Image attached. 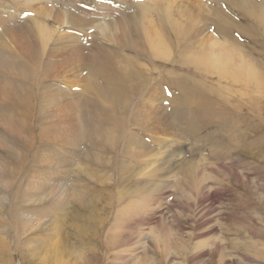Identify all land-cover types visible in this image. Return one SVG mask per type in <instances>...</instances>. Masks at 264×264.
Here are the masks:
<instances>
[{
    "label": "bare ground",
    "instance_id": "obj_1",
    "mask_svg": "<svg viewBox=\"0 0 264 264\" xmlns=\"http://www.w3.org/2000/svg\"><path fill=\"white\" fill-rule=\"evenodd\" d=\"M205 1L208 4L207 11L201 5L194 10L192 6L191 10H176L177 8L171 6L172 1L168 5L165 0L138 2L139 9L126 2L123 9L115 11L117 16L114 19L105 21L89 44L83 40L75 42L69 35L57 41L55 34L63 25L83 35L82 30L89 22L83 17L84 7L81 0H68L71 4L70 11H65L64 0H45L44 5L48 7L35 6L32 11L36 18L24 20L15 17L19 14L18 7L27 9L36 0H11L8 6H0V264H13L11 250L18 253L23 264H91L81 260L85 254L79 255L75 250L76 245H89L87 228L93 230L96 226L95 233L100 229L99 225L87 222L88 219L82 215L83 211L87 213L85 209L89 200L86 199H92L95 205L102 202L109 208H115V222L110 229L112 232L107 233L104 241H98L106 245H102L103 247L113 250L118 242H122V234L116 233L120 229L125 230L126 225L136 217L140 218L137 220L139 222L144 218L140 212L142 203L132 201L130 197L142 195V202L147 200L149 203L151 197L159 195L170 185L164 179V173H170L176 163L175 152L181 141L177 138L187 142L189 155L196 157L195 151L202 154L199 144L210 141L208 138L214 128L225 129L229 126L235 130V126L224 123L222 118L228 113L231 117H242L241 113L246 105L238 98L233 100L211 94L213 83L222 77L234 78L238 82L241 78L248 80L254 78L255 70L264 71V63L260 64L259 61L258 64L254 61V68L243 56L246 54L243 50L245 45L251 44L257 48L250 49L264 61V0ZM202 9L206 14L215 15V19H210L212 24L205 29L217 32L221 39L216 41L209 38L204 41L202 37L199 44H204V55L198 54L200 56L195 57V49L186 43L196 35L199 38L201 28L192 36H188L186 32L188 28L191 32L194 28V22L191 23L190 19H207ZM155 17L159 18L157 21L161 30L150 21V18ZM183 17L188 19L186 23L179 22ZM166 25L171 27L172 34L167 31ZM173 35L178 51L176 48H168L172 45L170 39ZM258 38H261L260 42ZM207 49L210 51L206 52ZM148 51L150 56L168 55L169 59L173 56L170 62L180 63L177 66L179 74L173 71L163 77L157 76L154 81L151 76L152 69H147L144 65L151 61ZM70 70L73 71L75 80H63L62 76ZM260 74L255 75V78ZM213 76L217 77L216 81ZM49 80L55 84L50 88L47 84ZM152 81L155 82L153 87ZM59 83L66 89L57 88L56 84ZM253 83L252 81L251 84ZM71 84L80 86L86 96L82 101L79 96L63 98L65 93L70 92ZM157 88H163L164 91L159 92ZM234 90L231 91L234 93ZM158 92L164 94V107L147 105L145 100ZM253 100L258 105L261 97L255 96ZM46 111L50 113L45 114ZM35 122L36 127L38 126L36 141L33 134L36 130ZM130 125L134 127L130 128ZM242 136L239 129L237 140ZM227 141L228 144L229 140ZM227 144L223 147L215 141L209 156L221 157L224 153L230 154L229 150L232 149L225 148ZM67 145L75 148L82 146L84 152L72 154L70 162L64 161L68 164L59 161L62 163L59 166L63 167L64 164L70 170L71 166L78 167L79 172L74 179L69 169L62 172L63 177H67L69 183H77L75 179H81L83 174L86 177L91 175L90 180L94 181L95 187L94 190L91 187L92 189L83 192H69L66 188V203L74 206V210L71 206L65 207L66 210L70 208L66 215L62 213L63 204L56 205L57 198L52 200L51 207H54L55 213L48 219L51 230L47 232L48 241L46 243L41 239L46 244L38 243L35 236L39 224L33 226L32 222L40 223L46 214L40 212L36 217L33 214L34 218L27 217L28 212L23 215L24 207L43 202L33 201L35 195L31 191L52 197L55 190L59 189L60 192L65 187L50 186L49 183L46 186L38 185L39 181L33 180L35 175H31L24 185L19 186L17 177L24 173L30 157L38 167L56 169L57 165L51 163L54 160L50 158ZM161 160V168H157ZM154 161L157 165L153 168L151 165ZM198 168L196 163L187 162L182 169L181 180L174 184L179 198L186 199L191 196L186 195L188 190L198 196L203 192L202 188L205 189V180L199 178ZM111 173H116L113 184H109V177L107 179L102 175L111 176ZM38 175L47 181L45 174ZM131 184L137 188L118 193V188H129ZM127 199H131L130 203H124ZM79 211L81 215L78 214ZM92 212L96 213L95 210ZM2 215L6 218L2 219ZM63 216L68 222H63ZM37 217L43 219L38 220ZM4 223L7 229L4 228ZM68 225L71 231L69 234L60 231ZM19 234H28L23 238L26 249L21 246L20 239L12 247L6 241L7 236L16 240ZM56 236L58 240L55 239ZM50 239H54V243ZM160 240L167 248L169 240L165 236ZM71 241L73 242L70 243ZM177 254L182 257L186 250L177 251ZM167 256L164 249L157 254L159 261L156 264H165Z\"/></svg>",
    "mask_w": 264,
    "mask_h": 264
},
{
    "label": "rangeland",
    "instance_id": "obj_2",
    "mask_svg": "<svg viewBox=\"0 0 264 264\" xmlns=\"http://www.w3.org/2000/svg\"><path fill=\"white\" fill-rule=\"evenodd\" d=\"M9 1L0 0V6H8ZM151 1L152 0H81V4L84 7L83 17L89 22L88 26L84 27L82 30L83 35L79 34L78 31L70 28L69 26L65 28V26L62 25L59 27V29L56 30L55 33L57 41L69 35L73 37L75 42H77L78 40H83L85 41V43L89 44L92 40H94V34L99 33L105 21L114 19L117 16V13L115 11L123 9L126 2L133 8L139 9V6L137 5L138 2L143 3ZM165 1L168 5L170 1H172L173 4H171V6L172 8H177L176 10H191L190 6H192V10H194L195 8H199L200 5L205 11H207L208 9V4L205 0H193V2L192 0ZM175 1H177L178 3ZM202 1H204L205 3ZM44 3L45 0H36V2L29 5L27 9L18 7L19 14H16L15 17H21V20H24L26 18H36V15H34L32 10L35 8V6L37 8L48 7L44 5ZM64 4L65 11H70L71 4L68 2V0H64ZM204 10L203 14L207 19L205 21L190 19L191 23L194 22V28H192V32L189 28L186 32L188 33V36H192L196 33V30H200L201 28V35L198 36L199 38H197L196 35L195 38L187 40L186 43L190 48L195 49V57L204 55V44H199L201 42V39L204 38V41L209 38H212L216 41L221 39L217 32L205 29L206 26L212 24V22H210V19H215V15H210L209 13L206 14L204 13ZM175 17H177L176 14ZM183 18H181L179 22L182 21L186 23L188 19H186V17ZM157 19L159 20V18L157 17H155L154 19L150 18V21L161 30L160 24H158ZM147 23H149V21ZM142 25L143 24H141V26ZM166 27L167 31L172 34L171 27L169 25H166ZM95 28H97V30H95ZM141 38L144 39L143 36H141ZM260 41L261 38H258V42ZM170 42L172 43V45L168 48L174 50L176 48V40L174 35L173 37H171ZM253 47L255 46L246 44L243 49L246 54H243V56L247 61H249L250 65L255 68V65L253 63L254 61H257L258 64L260 62V64H263L264 61L250 49ZM176 50L178 51L177 48ZM209 51L210 50L208 49L206 50V52ZM251 54L252 56H254L253 58H251ZM148 58L151 61L145 62L146 64H144L143 62L141 63H143L147 67V69H152L153 74L151 76L154 78V81L157 76L163 77L166 73H171L173 71L179 74V69L177 68V66H180V63L176 64L170 62V60L173 59V56L170 59L168 55H164V57H157L153 55L150 56V52L148 51ZM64 66L66 67L67 65L65 64ZM189 66L194 68L191 65ZM72 72L73 71L70 70L69 73L62 76L63 80L68 82L75 80L76 77L74 78ZM256 73H261L258 77L260 79L255 78V75H257ZM255 75V79L249 78V81L246 78H241L242 80H239L238 82V80H235L234 78L222 77V79H219L218 82L213 83V92L211 94L215 95L216 97H229L233 100L238 98L240 102L246 105L245 107H243V112L241 113L242 117H231L228 113V115L226 114L227 117L225 116L224 118H222V121L224 123L235 126V130L233 131V129L229 126L225 129L214 128L211 137L208 138L210 139V141H208L207 144L205 142L200 143L201 145L199 144V148H201V152L203 155L199 151H195L196 157H192L189 155V144L187 142H184V140L177 138L179 139V141H181L177 144V151L175 152V154L177 155L176 158H174L176 163L171 169L170 173H164V179H167V183H170V185H167L166 189L159 193V195L153 196L154 198L151 197L149 203L147 202V200L146 202H142V195H135L134 198L130 197L132 201L142 203L140 212L141 216H143L144 218H142V221L139 222L137 220H139L140 218L136 217L129 225H126L127 228L125 230L120 229L119 233H116V235L122 234L120 238L122 239V242H118L113 250L103 247L102 245L105 244L98 241H104L106 239L105 237L107 236V233L112 232V230L110 229L113 222H115V208H109L102 202H97V205H95V203L92 202V199H86L89 200V203H87L85 210L87 211V213H89L87 214L85 211H83L82 215H85V217L88 219L86 220L87 222L94 225H99L100 229L95 233L94 228L96 226L93 227V230L87 228V235L90 237L89 245L84 247L78 245L75 246V250L78 251L79 255L85 254L83 256V259L81 260H84V262H89L91 264H156V262L159 261V258H157V254H160L161 251L165 249L168 253L165 264H264V76L262 77V75H264V71L255 70ZM213 78L215 81L217 80L216 76H213ZM229 80H234L236 82L232 83ZM252 81L254 82L253 84H251ZM154 83L155 82L153 81L151 82V87L154 86ZM237 83L239 86L237 85ZM47 84L49 88L52 87V85H55L50 80ZM56 87L63 90L66 89V87L62 86L60 83L56 84ZM220 87L222 88L220 89ZM228 88L231 90L235 89L234 93ZM157 89L159 92L164 91L163 88ZM69 91L70 92L63 95V98L69 99L70 97L72 98L74 96H79L82 101V98L86 97L81 91L80 86H77L76 84H71V86L69 87ZM145 92L147 93L148 90H146ZM159 92L154 93V97L152 95L150 98L145 100V102H147V105L150 104V106L154 105L156 107L160 105L161 107H164V94H160ZM253 94L254 96H252ZM255 96L261 97V101L258 105L253 100V97ZM50 107L52 108V106ZM48 111H51V109H49ZM48 113L50 112H45V114ZM34 127L36 128V132L33 131V134L35 135L34 141H36L38 137V126L36 127V122ZM129 127L133 128L134 126L130 125ZM239 129L243 136L241 139L237 140L236 136L239 135ZM204 138L205 136L203 135V139ZM227 140H229L228 144ZM215 141L223 147L225 144H227L225 148L230 147L232 149L229 150L231 151L230 154L226 155L224 153L221 157H216L214 155H212L213 157H210L209 154L214 149ZM54 147L57 148L56 146ZM172 147L174 146L172 145ZM242 147L243 150L241 149ZM164 148L162 150H164ZM175 148L176 147H174V149ZM229 151H227V153H229ZM75 152L82 154L84 150L82 146L75 148L73 146L67 145L64 146V148L60 149L57 153H55L51 157L52 159L50 158V160L58 161L51 162L57 165L56 169H45L38 167L34 164V161H32L30 157L25 165L24 173L21 174L22 176L20 175L19 177H17V185L19 186L24 185L27 178L29 179L35 175L33 177V180L37 179L39 181L38 185L46 186L49 183L50 186H59L60 188V186L62 185V187H65V189L61 190L60 192L59 189L55 190L54 194H52V197H46L44 196L45 193L39 194L37 193L38 191L35 190L33 192L31 191V194L35 195L32 198L33 201L41 200L43 202L24 207L25 211H23V215L28 212L27 217L34 218L40 212H45L46 214L43 217L44 219L42 217H37L38 220L43 219L40 223L37 221L32 222L33 226L35 224H39L38 231L36 232L35 236V240H38V243H43L44 241L47 243L48 241L47 234L51 231L48 227V219H51V216H53L55 213V211L53 210L54 207H51L53 203L52 200L54 201V199L57 198L58 200L56 205H58L59 203L63 204V206L61 207L62 210L64 209L62 213L66 215L65 213L70 211V208L67 210L65 209L66 206H71V209L74 210V206L72 204L66 203L68 202L66 199V196L68 197L67 193L65 192L66 188L69 190V192H71L72 190H79L80 192H83L89 190V188L92 189L91 187H93L94 190L95 183H93V180H90L92 178L91 175H88L87 178L83 174L81 179L80 177L75 179L77 183H69L67 182V180L69 179H67V177H63L62 172H65V169L66 171L68 169V171H71L73 179L74 176H76V174L79 172H77V166H71L72 169L70 170V168H67L64 165L68 164L64 161L70 162L71 155L75 154ZM197 152L199 155L197 154ZM165 156L166 155H164L163 159L165 158ZM61 160L64 163L63 167L59 166L62 164L59 163V161ZM187 162H192L194 164L196 163V165L199 166L197 171L200 172L199 178L201 179L202 177L205 180L203 182L205 189L203 187V192L199 193L198 196L193 193V191L188 190L186 191V195L191 196L186 199H181L179 198V194H176V192H178V189L174 187V184L176 183V181L181 180V171L185 167ZM155 164L157 165V162L154 161L153 165L151 166L154 168L156 166ZM161 164L162 160L158 164L157 168H159ZM80 167L82 168V164ZM40 173L42 175L45 174V177H47V181H45L44 179L42 180V178L44 177H38V174ZM102 175H105L104 177H106L107 179L109 177V184L114 183L116 173H111V176L110 174ZM210 177L213 178L211 179ZM143 179L139 178V180ZM214 179L217 183L214 181ZM19 181L21 182L19 183ZM136 188L137 187H135L134 184H131L129 188L122 186L118 188L117 191L118 193L126 192V190L129 191ZM36 196L37 198H35ZM131 199L125 200L126 202L124 201V203H130L129 201H131ZM27 209L29 210L27 211ZM49 209H52L53 211ZM92 210H95L96 213L92 212ZM29 211L31 215H29ZM80 212L81 211H79L78 214H80ZM1 218L3 219L6 217L2 215ZM65 218L64 216L62 217V219H64L63 222H68ZM5 223L3 225L4 228L7 229V227H5ZM7 224L8 223H6V225ZM60 231L66 232L67 234L71 232L69 230V225L67 227H64V229L62 228ZM28 234H25L24 236L22 234H19L16 236V240H11L10 237L7 236L6 241L8 245L12 247L13 244H15V242H18L17 240L20 239V241H22L21 246L25 248L23 238ZM163 236H165L167 240H169V243L167 242V248L163 245L162 240H160ZM41 239L44 241H42ZM55 239L58 240L57 236ZM52 241H54V239H50V242L54 243ZM72 242L73 241H71L70 243ZM180 250H186V254H183L182 257L177 254V251L180 252ZM11 252L14 258L13 264H23L19 259L18 253L13 250H11Z\"/></svg>",
    "mask_w": 264,
    "mask_h": 264
}]
</instances>
